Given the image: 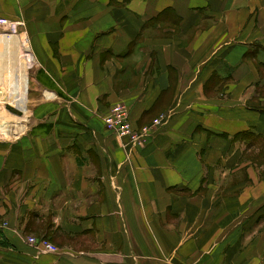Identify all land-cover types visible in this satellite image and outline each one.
<instances>
[{
    "label": "crops",
    "instance_id": "0c3cea01",
    "mask_svg": "<svg viewBox=\"0 0 264 264\" xmlns=\"http://www.w3.org/2000/svg\"><path fill=\"white\" fill-rule=\"evenodd\" d=\"M0 18L24 23L40 92L0 142V264H264V0H0ZM117 103L162 124L126 145Z\"/></svg>",
    "mask_w": 264,
    "mask_h": 264
},
{
    "label": "bare ground",
    "instance_id": "6f19581e",
    "mask_svg": "<svg viewBox=\"0 0 264 264\" xmlns=\"http://www.w3.org/2000/svg\"><path fill=\"white\" fill-rule=\"evenodd\" d=\"M28 39L18 34H0V109L9 103L24 108L27 103V67L34 58L29 50ZM8 114L0 112V133L7 137L22 131V126L14 130L9 124ZM11 132V133H10Z\"/></svg>",
    "mask_w": 264,
    "mask_h": 264
},
{
    "label": "built area",
    "instance_id": "2783aa9c",
    "mask_svg": "<svg viewBox=\"0 0 264 264\" xmlns=\"http://www.w3.org/2000/svg\"><path fill=\"white\" fill-rule=\"evenodd\" d=\"M0 24L12 23L8 20L1 19ZM162 121L163 118H157L150 125L136 130L131 121L129 108L124 103L113 105L109 113L104 117V122L107 127L114 131L120 138L126 140V145L132 146L144 144L152 135L155 128L162 124ZM0 227H7V223L0 224ZM26 239L27 243L39 253H58L60 250L57 245L45 237L38 238L34 235H29Z\"/></svg>",
    "mask_w": 264,
    "mask_h": 264
},
{
    "label": "rangeland",
    "instance_id": "374dc122",
    "mask_svg": "<svg viewBox=\"0 0 264 264\" xmlns=\"http://www.w3.org/2000/svg\"><path fill=\"white\" fill-rule=\"evenodd\" d=\"M1 19L8 20L9 22L12 23V24H5V25L4 24H0V34L1 35H11V34H18L19 35V34L23 33V30H24L23 29V25H24L23 22L11 21V20L6 19V18H0V20ZM22 35L25 36L24 33ZM35 73H36V71L33 68L27 69L28 81L30 80V85H29L30 89H28L30 94L27 95L26 106H24V108H20V107H16V106H14L12 104L7 103L3 107V109L5 110V112L9 116L8 119H6L8 121L6 124H9L13 130L17 126L24 127V126H26L29 123V121L31 119L29 118L28 115H29L30 111L35 108V104L38 103V102L36 103L34 101V98H32V96H34V94H32L33 92H35L36 94L40 93L39 91H35L36 89H34V84H33L34 82L31 81L32 77H34L36 75ZM29 86H28V88H29ZM3 109H0V112ZM16 136H18V133H11L10 137H7L4 134L0 133V142L4 141V140L12 139V138H14Z\"/></svg>",
    "mask_w": 264,
    "mask_h": 264
}]
</instances>
